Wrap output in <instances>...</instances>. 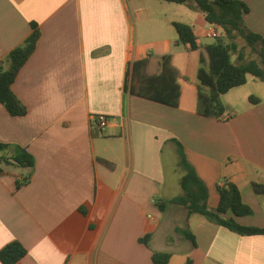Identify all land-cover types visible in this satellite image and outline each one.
<instances>
[{
	"label": "crops",
	"instance_id": "crops-1",
	"mask_svg": "<svg viewBox=\"0 0 264 264\" xmlns=\"http://www.w3.org/2000/svg\"><path fill=\"white\" fill-rule=\"evenodd\" d=\"M241 1L247 28L264 35V0ZM170 3L0 0V62L32 24L39 32L11 85L25 114L11 115L0 103V142L8 144L0 151L7 158L0 161V249L19 241L27 252L16 264H154L153 251L170 253L165 264H264V234L239 235L180 205L161 211L155 204L181 193L177 141L207 189L208 207L217 206L226 178L252 208L235 219L264 227V195L251 187L264 183V82L247 74L221 95L220 118L199 114L196 72L207 59L200 36L209 23L192 5ZM173 21L194 27L196 49L178 43ZM165 54L177 71V106L125 89L134 61L147 58L153 75ZM97 116L107 122L101 132ZM166 145L179 176L168 183ZM14 146L34 159L19 187L28 169L11 159Z\"/></svg>",
	"mask_w": 264,
	"mask_h": 264
},
{
	"label": "trees",
	"instance_id": "trees-1",
	"mask_svg": "<svg viewBox=\"0 0 264 264\" xmlns=\"http://www.w3.org/2000/svg\"><path fill=\"white\" fill-rule=\"evenodd\" d=\"M173 3H188L197 8L204 15L207 23L216 24L221 32L212 41L202 45L207 59H200L196 72L198 80L196 108L204 116L220 118L225 111L221 95L229 89L243 84L246 75L250 74L264 82V35L256 33L244 23L243 15L249 11L248 6L241 0H164ZM172 25L177 33L180 44H188L191 49H196V35L194 27L190 24L173 21ZM32 31L25 40L14 47L0 62V103L11 115H24L25 106L14 94L11 85L19 71L33 52L39 32L32 24ZM243 42L239 46L237 40ZM248 49V51H247ZM234 56V59L232 58ZM171 54L160 57L161 69L159 73L148 75L146 73L147 58L134 61L131 70L127 73L129 82L125 89L129 93L161 102L170 106L179 103L180 87L177 82V71L171 63ZM6 63V66L3 63ZM255 101L254 98H250ZM179 155V166L183 169L180 177L182 194L172 199H155L159 210L163 211L168 205H180L186 213H198L210 222L219 224L239 235L264 234V227L245 225L235 218L252 214V208L241 198L240 191L235 183L223 178L217 185L219 201L215 208L207 205V189L198 177L194 168L186 160L182 145L174 141ZM8 144L0 142V151ZM11 159L20 167L27 168V173L22 174L17 187L27 183L31 176L34 159L30 152L21 146H14ZM0 161H7L5 156H0ZM251 187L256 194L264 195V183L251 182ZM230 211L231 215H227ZM186 239L195 243L193 233L186 228H176ZM148 236L141 239L147 243ZM25 247L17 240H13L0 249L2 264H16L26 254ZM154 264L167 263L170 253L153 251Z\"/></svg>",
	"mask_w": 264,
	"mask_h": 264
},
{
	"label": "rangeland",
	"instance_id": "rangeland-1",
	"mask_svg": "<svg viewBox=\"0 0 264 264\" xmlns=\"http://www.w3.org/2000/svg\"><path fill=\"white\" fill-rule=\"evenodd\" d=\"M170 4H171V6H175L177 8L183 9V10H185V8H186L184 4H180L179 5L178 3H173V2L170 3ZM200 13H201V11H200ZM181 19H182V21H187L186 20L187 18H185V16H183ZM200 22L202 24L205 23V20L203 19V17H201ZM200 38H201V40L203 42H210V41H212V38H210V37H206V36H202L201 37L200 36ZM237 42H238L239 46H242L243 45L242 40L238 39ZM247 51H248V49H247ZM232 58L234 59V56H232ZM199 65H200V61H199ZM172 148L173 147L171 145H166L164 147V149H163V156L162 157H163V163H164V166H165V173H166L167 183L168 182H171V181L177 179V177H179L177 175V171H175V169H174L175 168L174 167V164H175V160L176 159H175V155H173L174 152H173V149ZM178 191H179V193L181 192L179 195H181L182 192H183L182 191V188L180 187V185H179Z\"/></svg>",
	"mask_w": 264,
	"mask_h": 264
},
{
	"label": "built area",
	"instance_id": "built-area-1",
	"mask_svg": "<svg viewBox=\"0 0 264 264\" xmlns=\"http://www.w3.org/2000/svg\"><path fill=\"white\" fill-rule=\"evenodd\" d=\"M219 27L216 24L209 23L206 30L204 31V35L206 37L214 38L219 34ZM107 125L106 119L103 116H97L95 120V128L98 131H102V129Z\"/></svg>",
	"mask_w": 264,
	"mask_h": 264
}]
</instances>
